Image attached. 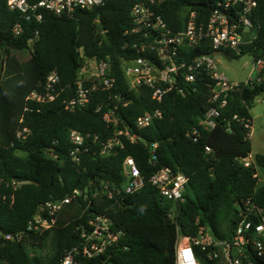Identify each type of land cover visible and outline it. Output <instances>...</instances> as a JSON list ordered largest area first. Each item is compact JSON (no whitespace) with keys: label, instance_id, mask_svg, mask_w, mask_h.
<instances>
[{"label":"trees","instance_id":"16d2710c","mask_svg":"<svg viewBox=\"0 0 264 264\" xmlns=\"http://www.w3.org/2000/svg\"><path fill=\"white\" fill-rule=\"evenodd\" d=\"M138 1L106 0L91 10L79 9L73 16L44 11L37 21L27 20L10 10L7 0H0V232L25 231L41 205L63 199L75 189H88L90 195L68 204L52 230L33 233L21 243L1 239L0 264H61L66 251L80 245L83 227L93 213L107 215L124 235L100 257L79 255L75 264H176L179 235L196 237L209 227L217 238H229L242 214L253 219L252 207L264 209V185H258L264 154H257L251 166L244 165L252 152L250 110L264 94V72L260 82L240 83L238 90L220 95L216 102L212 89L217 80L206 68L194 82L181 83L184 93L170 92L161 102L152 98L148 86L131 89L124 61L147 56L133 48L138 38L126 34L132 24L131 9ZM218 1L164 0L154 10L178 32L186 26L187 7L206 25ZM257 1L256 19L261 25L257 40L243 46L239 54L224 51L226 55L264 57V0ZM17 24L23 27L20 36L13 34ZM2 50L7 53L4 68ZM81 53L96 61H111L113 89L95 92L87 109L66 110L63 101L76 94ZM187 53L192 59L213 50L207 40L202 48ZM53 71L60 76V96L47 103L26 101L33 91L43 90ZM224 97L227 103L222 107ZM212 109L219 115L214 127H208L204 121ZM108 110L118 116L117 127L104 122ZM156 110L162 116L150 126L135 125L139 116ZM21 126L30 131L25 139L17 137ZM125 129L140 140L133 143L121 136L123 147L110 155L101 154L102 144ZM72 130L91 133L98 140L90 141L89 151L73 157ZM127 156L134 158L147 178L163 168L188 176L184 199L167 200L150 184L125 195L122 206L104 196L93 197L103 182H124ZM171 209L175 210L172 218ZM49 241L52 254H37ZM194 250L202 264H219L209 261L208 251L201 247Z\"/></svg>","mask_w":264,"mask_h":264},{"label":"built area","instance_id":"2783aa9c","mask_svg":"<svg viewBox=\"0 0 264 264\" xmlns=\"http://www.w3.org/2000/svg\"><path fill=\"white\" fill-rule=\"evenodd\" d=\"M164 0H140L131 9V28L127 35L138 38L132 46L140 55L132 60H125L122 66L125 77L131 89L148 86L152 98L161 102L170 92L184 93L181 83H190L196 80L201 69L212 71L217 85L212 89V101L216 102L220 95L226 96L231 91L239 89L240 83L232 84L224 75L218 74L215 56L202 54L189 59V49L202 48L205 41H209L213 52L229 51L239 54L242 47L254 43L259 34L261 25L256 19L258 8L257 0H219L205 25L198 20L195 10L187 7V23L183 30L174 32L163 17L154 10V5H160ZM106 0H7L9 9L22 13L27 20L41 21L43 12L47 11L56 16H73L79 9L91 10L102 6ZM23 33L21 24L13 29L15 36ZM126 46H129L127 44ZM82 66L78 73L76 94L69 100L63 101L66 110L87 109L91 105L92 96L97 91H110L113 89L112 65L110 60L96 61L81 53ZM254 70L256 76L249 81H261L264 72V57L255 60ZM248 82H246L247 84ZM60 76L56 71L48 74L42 91H33L26 101L47 103L55 101L61 94ZM227 103L224 97L221 106ZM28 107L25 108V111ZM218 111L212 109L204 125L214 127ZM162 113L156 110L139 116L135 120L138 128L150 126L154 119L160 118ZM214 119V120H213ZM103 120L108 126L117 127L119 118L114 110L103 114ZM23 120H20L22 123ZM252 131V127H251ZM27 127H20L17 133L19 139H25L29 134ZM196 134V132H195ZM121 136L130 142L140 140L129 130L116 131L104 144L101 154L110 155L116 147H123ZM251 137V134H250ZM98 136L76 130L70 132L72 144L71 156L77 157L89 151L90 143L96 142ZM91 141V142H90ZM210 152L211 148L206 147ZM79 161V158H77ZM250 159L244 160V165L251 166ZM124 182H103L92 194L93 197L104 196L113 200L115 205L122 206L123 197L141 191L146 184L156 188L159 194L174 203L184 199L189 178L182 172H175L171 168H163L150 177L144 176L135 160L127 156L123 163ZM90 197L89 190L75 189L65 198L47 201L39 207L33 219L28 223L27 229L13 234H3L1 239L8 242L21 243L33 233L43 234L56 226L58 214L75 199ZM253 219L241 215L236 230L229 238H217L211 228H202L196 237L179 235L176 244V264H202L194 248L199 246L208 251L207 259L217 261L219 264H255L264 263V209L252 207ZM175 210L171 209L169 217L172 218ZM256 219L257 221H255ZM124 235L117 230L114 222L105 214H92L81 232L80 245L66 251L61 264H75L79 255L87 259H96L105 254L111 246L115 245ZM107 264V263H106Z\"/></svg>","mask_w":264,"mask_h":264},{"label":"rangeland","instance_id":"374dc122","mask_svg":"<svg viewBox=\"0 0 264 264\" xmlns=\"http://www.w3.org/2000/svg\"><path fill=\"white\" fill-rule=\"evenodd\" d=\"M216 69L218 74L224 75L232 84L246 83L256 76L254 70L255 60L250 54L239 55L238 57H231L225 53L215 56ZM253 126H252V143L254 151L262 149L264 146V94L255 99L253 107L250 110ZM253 148V146H252ZM259 182L258 185H264V169H259ZM34 252V251H31ZM41 256H50L52 248L50 241L46 248L37 251Z\"/></svg>","mask_w":264,"mask_h":264},{"label":"crops","instance_id":"0c3cea01","mask_svg":"<svg viewBox=\"0 0 264 264\" xmlns=\"http://www.w3.org/2000/svg\"><path fill=\"white\" fill-rule=\"evenodd\" d=\"M252 126H253V125H252ZM251 136H252V131H251ZM250 138H251V143H252L253 139H252V137H250ZM252 146H253V148H252V152H251V154H250V156H249L248 159H250V160L252 161V163H253L254 160H255V156H256L257 154H264V146H262L261 151H260V149H257V150L254 151V145H253V143H252ZM258 178H259V174H258Z\"/></svg>","mask_w":264,"mask_h":264},{"label":"water","instance_id":"95a60500","mask_svg":"<svg viewBox=\"0 0 264 264\" xmlns=\"http://www.w3.org/2000/svg\"><path fill=\"white\" fill-rule=\"evenodd\" d=\"M1 54H2V60H1V63H2V67L4 68L5 60H6V55H7L6 50H2V51H1ZM221 54H223L222 51H215V52H213V55H214V56L221 55ZM213 120H214V119H213ZM262 264H264V263H262Z\"/></svg>","mask_w":264,"mask_h":264}]
</instances>
